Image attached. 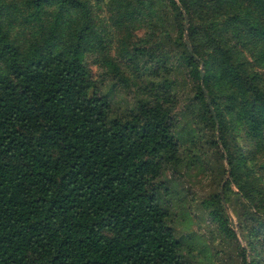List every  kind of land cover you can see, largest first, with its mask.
<instances>
[{"label":"trees","instance_id":"16d2710c","mask_svg":"<svg viewBox=\"0 0 264 264\" xmlns=\"http://www.w3.org/2000/svg\"><path fill=\"white\" fill-rule=\"evenodd\" d=\"M196 167L264 264V0H0V264H202L167 177Z\"/></svg>","mask_w":264,"mask_h":264},{"label":"rangeland","instance_id":"374dc122","mask_svg":"<svg viewBox=\"0 0 264 264\" xmlns=\"http://www.w3.org/2000/svg\"><path fill=\"white\" fill-rule=\"evenodd\" d=\"M167 177L181 201L180 206L176 205V229L187 245L184 253L191 260L185 258L202 264H241L236 243L227 244L196 208L201 199L212 192L209 171L201 172L196 167L188 176L169 173Z\"/></svg>","mask_w":264,"mask_h":264},{"label":"water","instance_id":"95a60500","mask_svg":"<svg viewBox=\"0 0 264 264\" xmlns=\"http://www.w3.org/2000/svg\"><path fill=\"white\" fill-rule=\"evenodd\" d=\"M185 24H187V22H185ZM185 43H186V45L188 46V42H187V41H185ZM200 78H201V79L203 78V72H202V69H200ZM202 91H203V93H204L205 97L207 98V94H206V92H205L204 88H202ZM207 100H208V98H207ZM208 103H209V101H208ZM210 110H211V112H212V109H211V107H210ZM214 119H215V117H214Z\"/></svg>","mask_w":264,"mask_h":264}]
</instances>
